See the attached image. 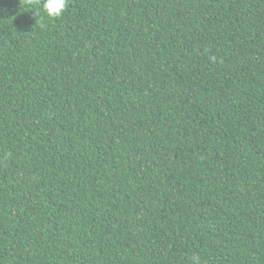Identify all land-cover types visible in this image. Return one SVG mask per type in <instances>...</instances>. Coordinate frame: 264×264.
<instances>
[{
    "label": "trees",
    "instance_id": "trees-1",
    "mask_svg": "<svg viewBox=\"0 0 264 264\" xmlns=\"http://www.w3.org/2000/svg\"><path fill=\"white\" fill-rule=\"evenodd\" d=\"M193 255L264 264V0H0V264Z\"/></svg>",
    "mask_w": 264,
    "mask_h": 264
},
{
    "label": "clouds",
    "instance_id": "clouds-1",
    "mask_svg": "<svg viewBox=\"0 0 264 264\" xmlns=\"http://www.w3.org/2000/svg\"><path fill=\"white\" fill-rule=\"evenodd\" d=\"M31 2V0H29ZM40 7L43 13L53 19L60 18L68 7V0H39ZM35 16L38 14L34 12ZM213 59H215L213 57ZM190 264H202L199 255H193L190 258Z\"/></svg>",
    "mask_w": 264,
    "mask_h": 264
}]
</instances>
